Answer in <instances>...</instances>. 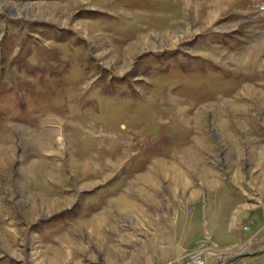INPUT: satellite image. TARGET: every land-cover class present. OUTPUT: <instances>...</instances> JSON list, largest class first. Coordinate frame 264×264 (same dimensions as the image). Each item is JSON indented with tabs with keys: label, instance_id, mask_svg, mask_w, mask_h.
Wrapping results in <instances>:
<instances>
[{
	"label": "rangeland",
	"instance_id": "obj_1",
	"mask_svg": "<svg viewBox=\"0 0 264 264\" xmlns=\"http://www.w3.org/2000/svg\"><path fill=\"white\" fill-rule=\"evenodd\" d=\"M263 247L264 0H0V264Z\"/></svg>",
	"mask_w": 264,
	"mask_h": 264
},
{
	"label": "bare ground",
	"instance_id": "obj_2",
	"mask_svg": "<svg viewBox=\"0 0 264 264\" xmlns=\"http://www.w3.org/2000/svg\"><path fill=\"white\" fill-rule=\"evenodd\" d=\"M221 1L222 2H224V3H226L227 1L228 2H231L232 0H218V2L219 3H221ZM234 1V0H233ZM259 57V54H256L254 57H253V59L251 60V62H248V61H246V63H249V64H253V62L255 63V61H254V59L256 60L257 58ZM249 66V65H248ZM50 136V135H49ZM51 139H52V137H51ZM59 140V139H58ZM61 140V139H60ZM93 163V162H92ZM97 166V165H96ZM181 183V181L179 182V184ZM143 191V190H142ZM143 194H144V192H143ZM127 197L126 196H120L119 197V199H117V202L120 204V206H123V207H128V208H135V206H131L130 207V204H128L129 202H128V200L126 199ZM137 208V207H136Z\"/></svg>",
	"mask_w": 264,
	"mask_h": 264
},
{
	"label": "water",
	"instance_id": "obj_3",
	"mask_svg": "<svg viewBox=\"0 0 264 264\" xmlns=\"http://www.w3.org/2000/svg\"><path fill=\"white\" fill-rule=\"evenodd\" d=\"M260 250H264V247L261 248ZM248 253H254L253 251H248V252H239V253H236L234 255H231L229 257H227L223 263L221 264H228L229 261L235 259L236 257H238L239 255H244V254H248Z\"/></svg>",
	"mask_w": 264,
	"mask_h": 264
},
{
	"label": "crops",
	"instance_id": "obj_4",
	"mask_svg": "<svg viewBox=\"0 0 264 264\" xmlns=\"http://www.w3.org/2000/svg\"><path fill=\"white\" fill-rule=\"evenodd\" d=\"M134 203H136V202H134ZM194 217H195V216H193L192 219H194ZM190 219H191V218H190ZM192 219H191V220H192ZM169 240H170V239H169ZM158 253H159L160 256H162V255L165 254V252L163 251V249L158 250Z\"/></svg>",
	"mask_w": 264,
	"mask_h": 264
}]
</instances>
